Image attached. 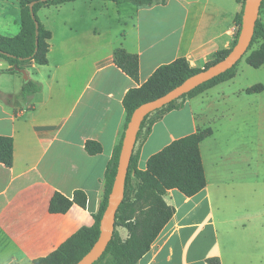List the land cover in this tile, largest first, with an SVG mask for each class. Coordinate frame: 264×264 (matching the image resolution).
<instances>
[{
	"label": "crops",
	"instance_id": "1",
	"mask_svg": "<svg viewBox=\"0 0 264 264\" xmlns=\"http://www.w3.org/2000/svg\"><path fill=\"white\" fill-rule=\"evenodd\" d=\"M236 4L227 8L218 0L164 4L157 0L152 6L136 7L76 0L38 11L39 21L52 34L48 64H32L26 70L42 85L41 94L25 103L22 75L4 72L9 65L0 60V135L14 140L13 166L0 165V264H31L54 252L80 228L95 224L106 168L124 132L125 95L164 64L185 58L197 67L215 53L229 50L242 10L237 0ZM259 19L264 24V6ZM19 32V0H0V35L15 37ZM119 47L139 56V83L114 64ZM212 89L168 113L142 144L136 143L140 170H146L151 156L201 128L188 105ZM87 141L100 143L102 153L89 155ZM208 185L207 180L204 190ZM75 191L86 194L85 208L73 205L64 214L50 212L55 193L72 199ZM199 194L188 198L178 190L168 192L166 201L175 214L138 264H207L212 257L221 264H264V232L246 227L234 229L230 262L225 261L216 228L213 251L203 258H189L193 245L202 247L206 238L196 229L210 195L198 197L188 209ZM118 232L127 238L125 229Z\"/></svg>",
	"mask_w": 264,
	"mask_h": 264
},
{
	"label": "trees",
	"instance_id": "2",
	"mask_svg": "<svg viewBox=\"0 0 264 264\" xmlns=\"http://www.w3.org/2000/svg\"><path fill=\"white\" fill-rule=\"evenodd\" d=\"M73 1L76 0H19L20 32L15 37L0 35V60L9 65V68L4 72L19 74L14 70V67L26 69L32 64L39 66L48 64L49 41L52 34L41 24L37 13L42 8L59 6ZM102 1L149 7L154 5L157 0ZM159 1L164 4L167 0ZM237 1L241 4L240 0ZM32 3L34 5L31 12L30 5ZM244 6L245 0L242 2L241 12L236 17L239 27L232 47L229 50L215 53L214 58L206 64L205 69L223 60L236 45L241 31ZM36 39L38 44H36ZM254 46L258 47L253 49ZM242 59H245L246 63L255 69L264 66V24L260 19L257 20L250 48ZM113 60L122 72L139 83L140 59L138 55L119 47L114 51ZM241 60L232 69L149 114L141 125L137 142L142 144L149 137L155 123L168 113L181 109L189 99L197 97L219 84L233 80ZM201 71L203 69L191 67L185 58H179L160 66L143 85L127 92L123 99L126 114L124 132L106 168L100 207L94 215L95 224L92 227L80 228L54 252L34 260L31 264H76L90 252L100 236V223L108 206L115 181L125 130L134 111L141 105L166 95ZM41 92L42 85L30 79L23 82L21 97L25 103L29 104L30 100L37 98ZM262 92H264L263 84H257L245 90L247 95ZM213 134L214 131L211 127L199 128L195 133L173 141L148 159L146 170L139 169V152L138 150L134 151L126 178L124 200L116 215L114 235L101 258L94 264H138L149 253L152 245L175 214L174 207L166 201L168 192L178 190L184 196L191 198L206 188L207 178L201 144ZM102 150L100 143L95 141L85 143V151L91 156L102 153ZM13 164L14 140L12 137L0 135V165L11 168ZM87 201V196L83 191H75L72 199L55 193L50 203V212L64 214L73 205L85 208ZM119 228L127 231L126 239L120 236ZM207 264H221V262L219 258L212 257L207 260Z\"/></svg>",
	"mask_w": 264,
	"mask_h": 264
},
{
	"label": "rangeland",
	"instance_id": "3",
	"mask_svg": "<svg viewBox=\"0 0 264 264\" xmlns=\"http://www.w3.org/2000/svg\"><path fill=\"white\" fill-rule=\"evenodd\" d=\"M218 2L227 8L237 6L236 0ZM236 24L238 29L237 18ZM213 58L214 55L208 62ZM207 63L193 68L205 69ZM257 84L264 85V66L255 69L242 59L234 80L188 105L198 125L214 131L203 144L208 188L188 204L189 209L199 198L210 195L196 229L206 238L202 247L193 245L189 258H203L213 251L215 228L220 232L228 262L234 254V229L246 227L264 232V92L245 94L246 89ZM211 213L212 217L208 216Z\"/></svg>",
	"mask_w": 264,
	"mask_h": 264
},
{
	"label": "water",
	"instance_id": "4",
	"mask_svg": "<svg viewBox=\"0 0 264 264\" xmlns=\"http://www.w3.org/2000/svg\"><path fill=\"white\" fill-rule=\"evenodd\" d=\"M263 1L264 0H245L242 15V26L237 43L223 60L212 65L208 69H203V71L190 77L166 95L147 102L134 111L125 130L115 181L109 196L108 206L100 223L99 239L90 252L76 264H94L97 262L105 252L114 235L116 215L121 203L124 200L126 178L131 158L137 143L138 134L144 119L152 112L163 108L167 104L179 99L181 96L191 92L200 85L232 69L246 55L250 48ZM33 5V3L30 5L31 12L33 10ZM36 44H38L37 39ZM14 70L22 75L24 82L30 80L26 69L14 67Z\"/></svg>",
	"mask_w": 264,
	"mask_h": 264
}]
</instances>
